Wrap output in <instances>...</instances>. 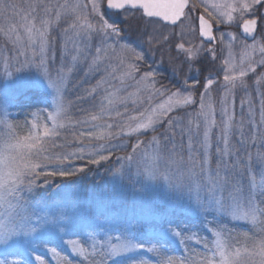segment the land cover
I'll return each instance as SVG.
<instances>
[{"label":"snow or ice","instance_id":"6c2138e0","mask_svg":"<svg viewBox=\"0 0 264 264\" xmlns=\"http://www.w3.org/2000/svg\"><path fill=\"white\" fill-rule=\"evenodd\" d=\"M197 9L202 39L186 43ZM0 20V264H48L41 246L56 264H264V0H0ZM237 21L253 40L239 63L237 36L213 34ZM205 41L228 50L222 80L190 83L217 59ZM105 165L90 200L44 199L57 178Z\"/></svg>","mask_w":264,"mask_h":264},{"label":"rangeland","instance_id":"374dc122","mask_svg":"<svg viewBox=\"0 0 264 264\" xmlns=\"http://www.w3.org/2000/svg\"><path fill=\"white\" fill-rule=\"evenodd\" d=\"M17 2H19V0H17ZM201 12H202V9H197V11L193 14V19L191 21H186L185 24L182 26L183 27V32H184V35H183V41L184 42H186V43L187 42H191V43H194V44H199L200 43L201 38L199 37V32H198V19H197V17H198V15ZM234 15H236V14H234ZM2 23H3V20H0V24H2ZM216 26L221 27V30L220 31H216L213 34L215 36H217V38H219L220 34L224 33L225 34V43L228 42V37H227L228 33L231 32V33H234L237 36V40L233 44L232 50H233V54H234L236 62L239 63V60L241 58V52H242V49L244 48V45L251 44L253 41L252 42H246L239 36V34H238L239 21H237L236 23H233L231 25H229V24L217 25V24H215V22H213V27H216ZM193 28L195 29V31L192 30ZM181 30H182V28L180 26H177V27L174 28V31H175L176 35L172 36L171 42H172L173 45L175 43L181 42V36L179 35ZM164 32L165 33L173 32V27L170 28L169 30H165ZM134 39H137V37L134 38ZM255 39L257 41H260V42L264 43V35H261L259 31H258V34H257ZM205 46L206 47L207 46H212V47L215 48V50L217 52L216 61H211L212 63L214 62L213 63L214 71H212L211 73H213V72L214 73L211 74L210 72H207V75H205V77L211 76V78H213V79L219 78L220 80H222L223 73L221 71V69H222L221 61L225 57H227L228 50L223 45H221V44H219L217 42H213L212 45H208V44L205 43ZM2 47H3V43H2V40H0V48H2ZM173 55H175V51H173ZM254 56H255L256 59H259L260 54L257 52V53L254 54ZM208 58H210V57H208ZM156 59L158 61L159 57L157 56ZM210 60H211V58H210ZM203 61L206 62L207 60L205 59V60H202L201 62H203ZM148 64H152V60L151 59L148 61ZM152 67L158 69L160 72L165 71L164 72V76L166 78L163 79V82L165 84H167V85H169L171 87L174 83H176V79L172 76L171 70L167 68L166 64L165 65H159L158 63L157 64H152ZM205 68H207V67H205ZM3 70L4 69H3L2 56H0V74L3 73ZM261 71H264V68H258L257 69L258 73L261 72ZM191 76H196L197 79H199L201 81H203L204 78H205V77H203L201 75V73L197 74L195 72V70H194L191 74H189V82L190 83H191V79H190ZM248 79H249V83L252 84L253 87H255V85L253 84V80L255 79V77L252 74H250V77ZM213 95L214 96H218L219 95V93L216 90L215 86L213 87ZM242 95H243V93L238 90L237 94H236L237 110H239L238 106H239V101H240V98H241ZM95 167H97V166H95ZM161 203L164 204V201H162ZM165 207L167 209V213L169 214L168 218H170V219L173 218L170 215V213L172 212V210L174 208V204L173 203H167V204H165ZM176 215H177V217L180 216L179 211H177ZM185 217L187 218L188 222H189V220H193V221H197L198 222V220L194 219L192 214L185 213ZM181 219H183V218H181ZM177 222L179 223L180 220H177ZM237 224H242V223H237ZM243 225H245V224H243ZM181 226H183V224H181ZM151 236H152L151 232L146 233V235L144 237V240L147 242L151 238ZM69 238H73L74 239V238H78V237L75 236V235H72V236H69V237H65V239H69ZM47 246L48 247H57L58 251H61L64 254H69L70 255L69 250L63 244H61L59 240H54V241L50 242ZM192 246L196 247V245H192ZM172 247H173V249L175 250L176 253H179V254L182 253V248H181L180 245L174 243ZM36 254L44 256L46 261L48 262V264H56V262L52 259V257L46 253L44 246H41L37 250ZM148 255L151 256V254H148ZM33 264H36L34 258H33Z\"/></svg>","mask_w":264,"mask_h":264},{"label":"trees","instance_id":"16d2710c","mask_svg":"<svg viewBox=\"0 0 264 264\" xmlns=\"http://www.w3.org/2000/svg\"><path fill=\"white\" fill-rule=\"evenodd\" d=\"M133 24H135V21H132ZM170 28H163L162 31L169 30ZM126 33L128 35L129 39L135 40L134 38L137 37V35L134 32H128L127 26H125ZM207 61H203L199 64L196 65V67L201 68V75L205 77L207 75V72H212L214 71V66L213 63L211 62L210 58L206 59ZM207 67V68H205ZM144 70H148V66L144 65ZM165 71L162 73L164 74ZM214 73V72H213ZM211 73V74H213ZM210 74V75H211ZM163 82V81H162ZM164 83V82H163ZM165 84V83H164ZM45 105L41 102L38 107H44ZM29 111H36V108H33L31 110H24L21 111L17 119L21 122H23L26 118L30 119L31 117L28 116ZM15 115V110L13 112ZM120 155H123V153H118ZM82 162H77V165L81 164ZM92 170L87 171L86 174H81L76 178H73L68 181H62L60 178L56 179V182L51 184L47 189L46 193L44 196V199H51V200H57L59 197V194L62 193L63 191H67L69 188L77 193L78 197L80 200L83 202L85 195L89 198V200L92 197V194L94 192L100 191L105 185L106 181L109 179L108 173L106 172L107 165L101 167V166H89ZM67 185V188L65 187ZM211 219V217H209ZM190 226L191 224L197 225L199 227V221H193L189 220ZM230 227H235L237 231H240L242 229H246L248 226L243 225V224H235L229 225ZM202 235H207L206 232H201ZM200 247V246H199ZM198 246L196 248L199 249ZM174 250V249H173ZM61 252V251H60ZM63 255L64 253L61 252ZM174 254L177 256H180L181 253H176L174 250Z\"/></svg>","mask_w":264,"mask_h":264},{"label":"water","instance_id":"95a60500","mask_svg":"<svg viewBox=\"0 0 264 264\" xmlns=\"http://www.w3.org/2000/svg\"><path fill=\"white\" fill-rule=\"evenodd\" d=\"M169 27H173V26H169ZM198 27H199V25H198ZM221 28L220 27H216L215 29L213 28V31L214 30H220ZM238 33H239V35H240V37L243 39V40H245L246 42H252L253 40H252V38H245L244 37V35H243V32H242V29L239 27L238 28ZM256 35H257V33L255 34V38H256ZM202 39V38H201ZM205 43H207L206 41H205Z\"/></svg>","mask_w":264,"mask_h":264}]
</instances>
